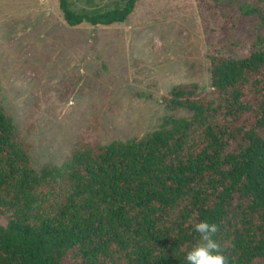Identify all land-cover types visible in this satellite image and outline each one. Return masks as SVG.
Segmentation results:
<instances>
[{"label": "trees", "instance_id": "16d2710c", "mask_svg": "<svg viewBox=\"0 0 264 264\" xmlns=\"http://www.w3.org/2000/svg\"><path fill=\"white\" fill-rule=\"evenodd\" d=\"M57 1L75 28L123 24L141 0L80 13ZM209 58L211 91L174 87L157 130L76 146L40 173L0 102V264H186L205 220L230 264H264V42Z\"/></svg>", "mask_w": 264, "mask_h": 264}, {"label": "rangeland", "instance_id": "374dc122", "mask_svg": "<svg viewBox=\"0 0 264 264\" xmlns=\"http://www.w3.org/2000/svg\"><path fill=\"white\" fill-rule=\"evenodd\" d=\"M4 1L0 14L11 18L0 25V102L25 131L38 173L63 165L76 146L97 151L145 137L168 115L161 101L174 87L211 91L210 56L244 58L264 42V0H141L123 24L75 28L51 0L55 10L28 34L16 23L21 0ZM69 1L80 13L121 0Z\"/></svg>", "mask_w": 264, "mask_h": 264}, {"label": "clouds", "instance_id": "9594fccd", "mask_svg": "<svg viewBox=\"0 0 264 264\" xmlns=\"http://www.w3.org/2000/svg\"><path fill=\"white\" fill-rule=\"evenodd\" d=\"M194 231L199 234L198 243L185 257L186 264H230V258L221 251L220 244L213 239L219 227L207 220L194 225Z\"/></svg>", "mask_w": 264, "mask_h": 264}, {"label": "crops", "instance_id": "0c3cea01", "mask_svg": "<svg viewBox=\"0 0 264 264\" xmlns=\"http://www.w3.org/2000/svg\"><path fill=\"white\" fill-rule=\"evenodd\" d=\"M38 1V6L36 8H33V6L30 4V0H21L20 4L25 6V9L21 14L17 15V26L18 25H23V28L20 30L18 29V32L21 34H28L31 32V24L34 26L35 23L38 24L40 22V18L42 16H49V14L55 10V5L52 3L53 1L51 0H37ZM6 4V1L0 0V13L3 11L2 6ZM59 5V4H58ZM5 10V9H4ZM11 17L1 15L0 14V25L6 24L8 20ZM10 21V20H9ZM24 30V31H23ZM1 34V30H0Z\"/></svg>", "mask_w": 264, "mask_h": 264}]
</instances>
